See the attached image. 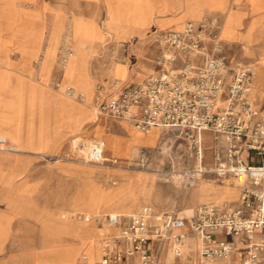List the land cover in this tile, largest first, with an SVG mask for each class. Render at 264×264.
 <instances>
[{
  "label": "crops",
  "instance_id": "crops-1",
  "mask_svg": "<svg viewBox=\"0 0 264 264\" xmlns=\"http://www.w3.org/2000/svg\"><path fill=\"white\" fill-rule=\"evenodd\" d=\"M71 1V6L75 8L72 14L76 15L80 14V6L85 7L86 3L93 6L95 2ZM101 1L105 12V2ZM152 1L158 8L163 0ZM209 1L215 6L204 5L201 15H216L222 24L226 11L229 8L232 10V36L222 33V38L230 43L231 49L240 44L253 46L263 40L264 0ZM168 3L169 11L163 14L153 11L146 23L136 29L138 37L144 29H177L185 20L196 19L185 12L177 0H168ZM20 4L25 7L21 9ZM28 5L31 7L27 9ZM16 6H19L18 9ZM56 11L64 14L66 22L72 15L58 0H0V17L5 18L4 24H0V264H93L99 258L97 255L89 256V253L96 252V248L89 243L91 233L104 232L105 237L113 235V232L116 234L119 227L108 224L103 231L101 227L96 230L84 217L99 213H134L129 211L134 208L138 197L141 194L145 197L150 195L154 185L153 173L142 170L132 173L122 163L136 149L142 152L154 147L161 138L163 127H151L144 132L124 120L98 116L96 93L86 83L87 74L82 71L77 73V60L81 58L79 53H73L75 46L72 42L71 55L75 58L70 72H59V64L55 60L57 51L53 49L46 68L41 72L39 61L42 62V56L44 58L47 33ZM85 11H82L83 17L89 18L90 14ZM33 15L39 18L34 27L43 30L32 32L31 42L25 34L17 33L31 32L30 17ZM43 22L47 23V31H44ZM42 39L44 45L41 46ZM137 52L128 57L135 67L122 60L128 65L127 77L133 80L144 75L141 81L150 73H146L147 70L153 71L157 67L154 59L159 49L153 44L141 45ZM54 78H57L59 86L57 91L69 86L72 91L65 90V96L50 91ZM76 90L84 94V101H74L73 92ZM33 113H37L38 120L33 119ZM84 122H88L84 133L103 140L106 156L118 160L119 164H98L113 167L111 173L120 177L119 183L114 184L116 181L113 180V185L104 186L96 178V167L50 157L64 150V134L80 132ZM206 132L210 131L202 132L205 148L203 164L211 167L213 139L210 132L212 140L207 144ZM78 138L77 135L71 138V143ZM208 149L211 150L210 160H206ZM218 193V188H215L208 195L206 187L199 184L194 197L200 201L209 198L232 200L227 194ZM179 194L185 196V193ZM151 208L156 213L165 211ZM182 209L185 215L193 212L189 206ZM76 214L78 218H75ZM31 220L50 221L42 232L12 231L17 224H26ZM47 226H50L49 231L45 230ZM191 240L195 242L193 238L188 239V250H195L196 247L191 248ZM129 263L138 264V260L133 259Z\"/></svg>",
  "mask_w": 264,
  "mask_h": 264
},
{
  "label": "built area",
  "instance_id": "built-area-1",
  "mask_svg": "<svg viewBox=\"0 0 264 264\" xmlns=\"http://www.w3.org/2000/svg\"><path fill=\"white\" fill-rule=\"evenodd\" d=\"M221 26L218 16L203 14L177 29L153 28L148 37L159 49L157 67L138 82H99L95 106L98 116L144 132L177 129L193 159L183 185L212 173L236 183V198L201 203L190 215L156 213L149 205L108 214L107 224L119 230L102 238L93 264H161L167 252L178 264H264V115L256 114L252 98L254 62L236 57ZM204 131L212 133L211 167L203 164ZM73 147L84 161L108 162L100 138H78ZM189 238L195 250H188Z\"/></svg>",
  "mask_w": 264,
  "mask_h": 264
},
{
  "label": "rangeland",
  "instance_id": "rangeland-1",
  "mask_svg": "<svg viewBox=\"0 0 264 264\" xmlns=\"http://www.w3.org/2000/svg\"><path fill=\"white\" fill-rule=\"evenodd\" d=\"M177 1L179 6L184 7L185 12L189 14L191 13L193 18L196 19L202 16L200 12L204 5H207V7L210 8L215 6L209 0ZM104 2L105 12L102 1L95 0L93 6L88 3H86L87 5L85 7L80 6V14L76 15L72 14L73 9L75 8L71 6V0H58V3L72 15L69 16L68 21L66 22L64 14L60 11H56L49 32L47 33L48 37L46 48L44 50V58L42 56V62L41 60L39 61V65H41V72H43L47 66L48 56L50 55L51 50L53 49L54 52L55 50H58L63 35L69 31L70 35L68 34V38L70 43H74L75 46L73 53H79V57L81 58L77 60V73L82 71L87 74L86 83L89 88L93 90L94 94L96 93L98 83L105 81V79H112L114 87L131 81H139L144 76L141 75L133 80L128 78V65L125 61H129V63H131L128 57L138 53L137 50L139 49V46L152 44L148 34L153 28L150 30L144 29L139 37L138 34H135V31L141 25L146 23L153 11L159 14L169 11L170 8L168 7V0H163L158 8L154 7L152 0H104ZM18 7L19 6H16L17 9ZM22 7L25 6L20 4L21 9H23ZM29 7L31 6H26L27 9ZM84 9L86 10L85 12L90 14L89 18L83 17L82 11L84 12ZM4 19V17H0V24H4ZM30 19V24L33 27L31 32L17 34H25V36L29 37L32 42V32L43 30V28L34 27L39 20L38 17L33 15ZM42 24L45 26L44 31H47V23L43 22ZM232 27V10L229 8L226 11L225 20L222 24V33L229 37L232 36ZM39 44L41 46L44 45V39H42ZM232 49L236 57L239 59L254 62L256 76L254 82L255 84L252 90V98L256 114L264 115V37L263 40L253 46L240 44L236 47L234 45V48ZM74 58L75 57L72 54L68 64L63 69L66 73L71 71ZM59 59L60 56L55 57L58 64ZM122 59H125V61ZM130 66L135 67L136 65L133 62ZM34 67L36 66L34 65ZM61 71L62 69L59 65V72ZM148 72H151V70H147L146 73ZM56 79L57 78L52 79L50 91L57 94L60 92L61 96H65V88H61L57 91L59 86L57 85ZM45 88L48 90L46 86ZM73 95L74 101H84V94L78 90H76ZM23 114L27 115L26 113ZM33 117L34 120H38L37 113H33ZM87 126L88 122H84L80 132L64 134V150H62V152L58 155L50 157H54L58 160L76 161L80 164L96 167V178L98 182L104 186L113 185V180L116 181L114 184L119 183V181H121L120 177L111 173L114 169L113 167L103 166L95 162L84 161L81 157V153L74 150L73 145L76 144V140L73 144L70 141V139L74 136H79V140L83 142L93 138L84 133V128ZM211 140L210 132H206L205 142L209 144L211 143ZM105 155L107 154L105 153ZM210 159L211 150L208 149L206 151V160ZM122 164L128 168L127 171L132 173L142 170L153 173L154 176V185L151 194L147 197L141 194L136 200L134 208H132L129 212H135L143 204H148L156 211L176 209L179 211L180 215H185L182 211V208L184 207L189 206L194 210L197 205L203 202L222 200L218 198H209L201 201L197 200L194 196L195 190L198 188L199 184L206 187L209 193L208 195H211L215 188H218L219 195L227 194L226 196H229L231 199H235L238 194V188L235 185V182L232 183L231 181L212 173L203 174V176L196 180L193 185H183V170L186 166L193 164V159L189 155L184 138L180 135L177 129L162 128L161 138L154 147L144 149L142 152H138V149H136L131 157H129L127 161ZM213 177H215L216 180H211ZM70 178L73 180L72 176H70ZM179 193H185V196L181 197ZM57 210L59 211L60 209ZM94 216L100 218L101 220H94ZM94 216L89 220L91 226H93L96 230H99L101 227V231H103V227L108 225L105 220L106 215L99 213ZM75 218H78L77 214L75 215ZM80 218L83 220L82 217ZM49 221L50 220H31L26 224L21 222L17 224L12 231L33 233L42 232ZM111 225L115 226L114 224ZM49 228L50 226H47L45 230L49 231ZM112 234H114V232ZM103 236L104 232L95 231L91 233L89 243L91 246L96 248V252L92 255L89 253L90 258L96 255L99 258L101 254ZM195 245L196 243L191 240V248L194 249L196 247ZM168 256L170 257L169 252L165 253L163 263L161 264H178L177 261L173 260L172 257L169 258Z\"/></svg>",
  "mask_w": 264,
  "mask_h": 264
},
{
  "label": "bare ground",
  "instance_id": "bare-ground-1",
  "mask_svg": "<svg viewBox=\"0 0 264 264\" xmlns=\"http://www.w3.org/2000/svg\"><path fill=\"white\" fill-rule=\"evenodd\" d=\"M68 34L70 35L69 31L65 35H63L62 41L59 44V48L57 50V56H60L59 65H60L62 70L68 64V62L70 60V57H71V43H70V40L68 38ZM221 37H222V28H221ZM255 73H256V71H255V68H254V82H255V76H256ZM254 82H253V84H255ZM102 142H103V140H102ZM103 146H104V142H103ZM105 158L111 164H119V162H118V160L116 158H110V157H108L106 155H105ZM114 214L115 213H111L109 215L113 216Z\"/></svg>",
  "mask_w": 264,
  "mask_h": 264
}]
</instances>
